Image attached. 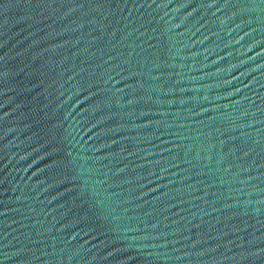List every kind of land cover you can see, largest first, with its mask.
<instances>
[{
    "label": "water",
    "instance_id": "1",
    "mask_svg": "<svg viewBox=\"0 0 264 264\" xmlns=\"http://www.w3.org/2000/svg\"><path fill=\"white\" fill-rule=\"evenodd\" d=\"M0 264H264V0H0Z\"/></svg>",
    "mask_w": 264,
    "mask_h": 264
}]
</instances>
